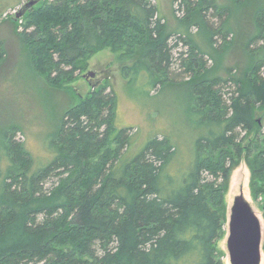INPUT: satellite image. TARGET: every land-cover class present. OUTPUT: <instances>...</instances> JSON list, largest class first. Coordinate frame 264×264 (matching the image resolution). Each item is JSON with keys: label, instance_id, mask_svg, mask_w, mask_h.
<instances>
[{"label": "trees", "instance_id": "1", "mask_svg": "<svg viewBox=\"0 0 264 264\" xmlns=\"http://www.w3.org/2000/svg\"><path fill=\"white\" fill-rule=\"evenodd\" d=\"M231 1L242 8L249 0ZM184 3L181 24L202 31L217 62L208 68L194 45L181 55L190 77L179 82L188 85L199 117L193 125L206 129L194 138L193 152L183 154L163 135L132 155L135 139L117 130L116 97L104 87L65 111L45 166L33 170L24 144L2 139L7 167L0 171V264H224L218 241L226 194L243 157L252 170V194L264 200V124L256 118L264 108V43L258 46L263 56L252 48L264 42V9L246 45V68L223 77L225 48L215 47L216 37L229 46L231 29L224 20L212 25L207 11L215 9L220 20L227 12L214 0ZM25 14L21 39L34 70L53 86L73 81L107 47L136 54L137 72L149 70L152 84L176 82L168 72L179 44H171L174 33L158 0H45ZM227 85L235 89L225 98Z\"/></svg>", "mask_w": 264, "mask_h": 264}, {"label": "rangeland", "instance_id": "2", "mask_svg": "<svg viewBox=\"0 0 264 264\" xmlns=\"http://www.w3.org/2000/svg\"><path fill=\"white\" fill-rule=\"evenodd\" d=\"M30 0H0V171L4 173L7 162L3 152L2 139H12L25 148L33 157V170L45 166L54 157L51 150V141L57 131L63 114L70 107L88 96L95 89L105 88L104 94H113L116 97L117 130L127 129L128 135L135 139L130 153L134 155L144 147L146 141L155 136L168 135L177 141L179 150L183 154L193 152V141L198 133L206 129L194 127L197 116H194L190 105V92L184 81L190 74L181 66V55L187 54L191 45L199 47L204 52V61L208 68L217 65L213 59L215 51L206 36L197 27L186 30L181 24V18L186 14L184 0H158L161 14L164 17L169 32L174 35L171 44L178 40L174 48V63L171 66L169 81L153 83L149 70L137 72V55H124L125 48L118 51L107 47L93 54L84 69L77 72L79 76L61 87L53 86L44 76L37 73L31 62L30 55L24 45L20 31L24 29L23 15L19 18L16 13ZM40 0L35 6H38ZM227 12L224 18L219 16L215 9L207 11L211 24L219 25L222 20L231 29L226 40L229 46L221 45L223 39L216 37L215 47L225 48L223 60L219 62V74L228 77V72L241 74L248 64L249 53L246 50L248 40L255 32L254 25L258 11L264 9V0H249L246 6H233L231 0H214ZM264 10H262L263 12ZM227 17L229 19H227ZM258 18V16H257ZM254 44L257 47V57L263 56L258 47L263 44ZM125 68H130L125 70ZM91 72L94 75H91ZM137 73V74H136ZM160 75V74H159ZM155 76V75H154ZM162 76V75H161ZM235 87L227 85L223 88L225 98ZM229 93V94H228ZM256 118L264 124V108H258ZM4 133L7 136H4ZM117 133V132H116ZM116 133L112 134L109 143H114ZM125 150V148H124ZM130 150V148H129ZM128 150V151H129ZM252 170L246 157L231 175L229 190L226 194V221L224 236L218 241L221 260L224 264H231L227 248L228 221L230 207L234 198L242 191L251 203L262 221V262L264 264V200L256 199L251 190ZM54 180L45 183L48 190Z\"/></svg>", "mask_w": 264, "mask_h": 264}, {"label": "water", "instance_id": "3", "mask_svg": "<svg viewBox=\"0 0 264 264\" xmlns=\"http://www.w3.org/2000/svg\"><path fill=\"white\" fill-rule=\"evenodd\" d=\"M38 2L25 3L16 17L23 16ZM262 241V221L242 191L234 198L229 212L227 248L231 264H261Z\"/></svg>", "mask_w": 264, "mask_h": 264}]
</instances>
